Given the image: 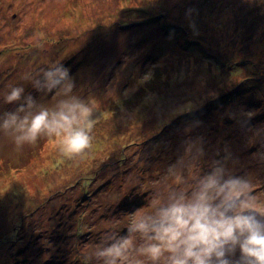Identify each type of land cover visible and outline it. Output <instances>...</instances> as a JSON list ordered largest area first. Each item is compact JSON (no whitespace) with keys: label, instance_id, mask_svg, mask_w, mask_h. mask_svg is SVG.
<instances>
[{"label":"rangeland","instance_id":"obj_1","mask_svg":"<svg viewBox=\"0 0 264 264\" xmlns=\"http://www.w3.org/2000/svg\"><path fill=\"white\" fill-rule=\"evenodd\" d=\"M189 36L213 51L229 46L232 56L243 38L249 47L237 60L255 61L248 50L264 48V0H0V117L28 95L33 113L75 96L95 121L90 148L71 159L54 138L18 147L0 130V264H103L97 251L127 234L133 213L172 191L190 193L217 164L249 179L264 205V85L219 104L210 92L227 73L184 51ZM57 64L70 68L69 96L33 86ZM154 69L163 95L127 104ZM12 87L24 96L8 104Z\"/></svg>","mask_w":264,"mask_h":264},{"label":"clouds","instance_id":"obj_2","mask_svg":"<svg viewBox=\"0 0 264 264\" xmlns=\"http://www.w3.org/2000/svg\"><path fill=\"white\" fill-rule=\"evenodd\" d=\"M41 72L42 79L33 84L38 91L69 96L75 87L63 64ZM23 96V87H12L4 100L13 104ZM24 101L0 117V130L11 134L18 147L44 136L54 138L69 159L90 148L95 121L88 103L69 96L53 109L33 113V97ZM132 215L127 234L107 237L97 251L103 264H143L131 258L133 250L151 264H264V205L249 179L227 174L219 164L199 177L190 193L172 191L167 202L157 201L152 211ZM133 234L146 242L137 248Z\"/></svg>","mask_w":264,"mask_h":264},{"label":"trees","instance_id":"obj_3","mask_svg":"<svg viewBox=\"0 0 264 264\" xmlns=\"http://www.w3.org/2000/svg\"><path fill=\"white\" fill-rule=\"evenodd\" d=\"M141 11V10H139ZM123 25H120L119 28L122 30H125V28H122ZM191 37L189 36L187 38L186 43H184L182 45V48L184 49V51H188L190 49H193L194 54L196 55V57L203 63L206 64L207 69H209V72H214L220 70L222 72H226L227 76L225 78V81L223 82L222 85H217L215 83V87L212 90V92H210L211 96L213 97H218L216 98V102H218L219 104H221L222 102H229L231 100H234L236 96L238 95H243V94H247L249 89H250V84H258V85H264V56L262 55V52L264 51L263 49H259L257 48V50L253 51V50H248V54H255L256 55V59L255 61L250 62V59L245 61L243 60H237L238 57H243L246 53V49L249 47V44H245V40L243 38H240V43L242 45H244V47H240V50L237 51V54H235L234 56H232V51L229 48V46H221L219 49H217V51H213L211 49L208 48V46H206L204 43L201 42H196L194 40H190ZM195 42V43H194ZM198 43V44H196ZM248 46V47H247ZM259 49V50H258ZM189 54V52H187ZM253 55V56H255ZM199 56V57H198ZM238 62H242L245 65L243 67L238 68L237 67V63ZM219 70V71H220ZM239 76V78H238ZM237 77V78H236ZM212 78V77H211ZM236 78V81L235 79ZM229 81L228 86H224V83ZM247 82V83H245ZM214 83V82H213ZM166 82L164 79V75L161 73L160 70L158 69H154L152 71V75L150 76V78L145 81L144 83L139 85V92L135 93L133 95L132 98L129 99V101L127 102V104L130 105V102L134 101L132 104L135 103V106L140 105V101L143 98L148 97L149 95H163L164 92V87L166 86ZM243 85V86H242ZM225 87V88H224ZM228 87V88H226ZM207 92V90H206ZM205 92V93H206ZM210 97V96H208ZM207 101V100H206ZM213 99L208 100L207 102H205L204 106L202 108H198L197 112H193L195 114L192 115V117L198 116V115H203L205 112L203 111L204 109H206V105H208V103H212ZM116 108L118 107V109L120 111H122V107L119 104H115ZM122 106H124L122 104ZM186 107V106H185ZM187 108V107H186ZM188 109V108H187ZM191 110V109H189ZM187 112V111H186ZM113 112H111L110 114H112ZM189 114L191 113L190 111L188 112ZM208 113V110H207ZM189 114H185V117H187V115ZM182 115V114H181ZM191 115V114H190ZM113 119L116 118L115 114L111 115ZM169 116V114H168ZM109 117V116H108ZM201 118V117H198Z\"/></svg>","mask_w":264,"mask_h":264}]
</instances>
